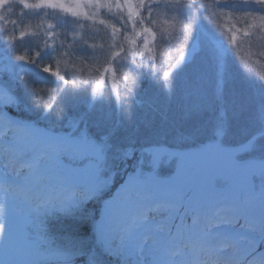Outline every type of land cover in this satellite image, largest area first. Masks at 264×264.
<instances>
[{"label": "snow or ice", "instance_id": "1", "mask_svg": "<svg viewBox=\"0 0 264 264\" xmlns=\"http://www.w3.org/2000/svg\"><path fill=\"white\" fill-rule=\"evenodd\" d=\"M26 18L55 23L17 38ZM0 23V264H264V76L232 66L264 0H0ZM138 110L152 139L118 143ZM57 218L88 220L91 246Z\"/></svg>", "mask_w": 264, "mask_h": 264}, {"label": "rangeland", "instance_id": "2", "mask_svg": "<svg viewBox=\"0 0 264 264\" xmlns=\"http://www.w3.org/2000/svg\"><path fill=\"white\" fill-rule=\"evenodd\" d=\"M63 15V14H61ZM14 18V17H13ZM48 23H55L54 20L51 18L47 19H25V21L22 24H18L16 27L14 35L19 38V32L25 31L27 33H33L36 30L37 25H43V27H47ZM3 25L0 23V28H2ZM75 29V34L77 37H79L81 34L91 35L97 25L93 23V21H87L84 23L83 26L80 25H73L72 26ZM101 30L103 29V26H99ZM10 33L12 32V26L8 25ZM110 31V29H109ZM27 37H25V42L27 43ZM182 39V38H181ZM97 44H99L101 41L99 38L95 41ZM89 43H92V41H89ZM172 44H176L177 42L175 40L171 41ZM261 43H264V33H257L256 36L253 37V40L251 44L247 41L243 42L238 49H236L233 53V59H232V66H233V72L235 75H239V72L242 70L243 73H247L248 75H251L254 78H259L261 76H264V59L259 58L254 53L259 50V45ZM180 46L182 47L183 44L181 43ZM23 48L21 49V51ZM173 49L169 48L167 43H161L159 51L157 53L158 55V67H163L168 62V56L170 53H172ZM102 71V69H101ZM47 75V74H45ZM84 76H90V78L94 81L97 76L94 73V69L85 68L84 69ZM83 78V77H81ZM119 90H120V96L126 97L127 93L123 90L124 85L123 82L119 84ZM200 87L206 91L209 95L212 92L213 89V81L210 74H206L203 78V80L200 82ZM100 95H103L105 97L106 101V110L110 111L112 108L116 107L118 105L116 92L112 89L111 81L109 78V81L106 84H102L100 89L98 90ZM91 94V89H89V95ZM141 94V93H140ZM109 95H111V105L107 104ZM159 95L158 90L152 86L149 82L145 81L144 86V92L141 94V96L145 97H155ZM114 114V112H113ZM150 116V114H148ZM148 117L145 116V114L141 111H137L134 114L133 120L130 124L126 125V132L124 135L123 140H118V143H138L143 144L146 142H149L152 137L150 135V132L144 128L143 121L147 119ZM139 128L140 131H137L136 129ZM118 164V162H117ZM123 175V174H122ZM56 222L62 227L66 221L65 218H57L55 219ZM58 226H52L53 233L56 235L58 233ZM57 228V229H55ZM69 236V235H68ZM71 238L75 243H83L87 246H91L93 243L92 237L89 235L87 238H84L82 236H76V235H70ZM64 237L58 238V241L61 243H66L63 239Z\"/></svg>", "mask_w": 264, "mask_h": 264}, {"label": "trees", "instance_id": "3", "mask_svg": "<svg viewBox=\"0 0 264 264\" xmlns=\"http://www.w3.org/2000/svg\"><path fill=\"white\" fill-rule=\"evenodd\" d=\"M23 52V50L21 51ZM45 75V74H43ZM145 86V85H144ZM144 92V87L141 89V94ZM46 99V98H45ZM25 115H31L30 113H26ZM124 167H127L125 165ZM118 170H120V174H123L122 169L119 168V164H117ZM99 207V201H94L92 204L88 205L82 213H78V215L86 217L90 211L96 210ZM59 224L54 220L52 222V226H58ZM89 227L90 223L88 220L82 219V220H76V219H66L64 225L61 227L59 225L58 233H56L57 238L65 237V236H70V235H76V236H82L84 238H87L90 233H89ZM57 229V228H55ZM52 230V228H51ZM53 232V230H52ZM54 234V233H53ZM91 236V235H90ZM114 264V261H113Z\"/></svg>", "mask_w": 264, "mask_h": 264}]
</instances>
